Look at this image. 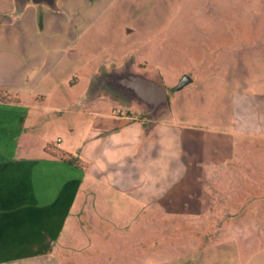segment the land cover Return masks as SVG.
I'll use <instances>...</instances> for the list:
<instances>
[{"label":"rangeland","instance_id":"374dc122","mask_svg":"<svg viewBox=\"0 0 264 264\" xmlns=\"http://www.w3.org/2000/svg\"><path fill=\"white\" fill-rule=\"evenodd\" d=\"M9 8L0 31L38 65L19 96L29 102L32 77L43 79L36 141L88 162L67 221L70 260L176 264L264 209V0ZM120 60L161 78L170 112L149 122L142 108L95 88ZM183 75L190 81L176 90ZM187 191L194 213L180 207Z\"/></svg>","mask_w":264,"mask_h":264},{"label":"crops","instance_id":"0c3cea01","mask_svg":"<svg viewBox=\"0 0 264 264\" xmlns=\"http://www.w3.org/2000/svg\"><path fill=\"white\" fill-rule=\"evenodd\" d=\"M49 1L0 0V23L9 19L12 3L21 11L30 2ZM12 43L11 33L0 31V264H82L66 254L67 221L88 162L84 168L71 165L47 153V145L55 144L36 141L43 123L35 97L41 93L35 89L43 79L37 73L32 77L29 102L20 97L27 70L38 65L34 55ZM179 196L182 213H194L187 206L188 191ZM248 213L247 222L228 225V239L198 244L191 255L186 249L176 264H264V209Z\"/></svg>","mask_w":264,"mask_h":264},{"label":"water","instance_id":"95a60500","mask_svg":"<svg viewBox=\"0 0 264 264\" xmlns=\"http://www.w3.org/2000/svg\"><path fill=\"white\" fill-rule=\"evenodd\" d=\"M96 81L98 91L106 89L122 102L142 108L149 122L170 112L169 97L161 78L140 69L131 60H123L105 72L101 71ZM189 81L190 77L183 75L175 89H181Z\"/></svg>","mask_w":264,"mask_h":264},{"label":"trees","instance_id":"16d2710c","mask_svg":"<svg viewBox=\"0 0 264 264\" xmlns=\"http://www.w3.org/2000/svg\"><path fill=\"white\" fill-rule=\"evenodd\" d=\"M45 150L47 151V153L51 154L52 156L61 158L67 161L69 164L74 165L76 167L84 168L87 166V163L85 161L77 159L72 154L67 153L57 147L47 145Z\"/></svg>","mask_w":264,"mask_h":264},{"label":"built area","instance_id":"2783aa9c","mask_svg":"<svg viewBox=\"0 0 264 264\" xmlns=\"http://www.w3.org/2000/svg\"><path fill=\"white\" fill-rule=\"evenodd\" d=\"M120 112V110H117L116 113L118 114Z\"/></svg>","mask_w":264,"mask_h":264}]
</instances>
